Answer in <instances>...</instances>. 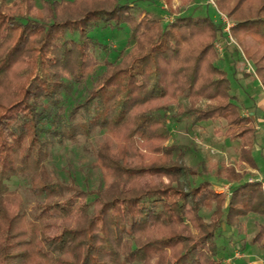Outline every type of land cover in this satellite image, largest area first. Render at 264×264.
I'll use <instances>...</instances> for the list:
<instances>
[{"label": "trees", "instance_id": "obj_1", "mask_svg": "<svg viewBox=\"0 0 264 264\" xmlns=\"http://www.w3.org/2000/svg\"><path fill=\"white\" fill-rule=\"evenodd\" d=\"M215 3L227 15L243 5L254 9L230 33L252 42L243 57L264 91V0ZM45 7L43 15L33 0H0V264H217L223 233L249 215L264 217L260 184L240 182L230 168L228 197L207 181L186 187L182 178L194 172L167 144L166 118L186 100L171 114L175 121L186 113L194 124L220 123L239 143L240 161L264 168V139L242 115L257 99L239 103L216 66L213 43L222 25L205 15L178 16L167 26L155 17L137 20L120 0H53ZM97 26H126L129 48L68 107L70 83H81L94 65L85 39ZM96 129L104 137L92 151L95 187L48 174L50 147ZM250 241L264 248V229Z\"/></svg>", "mask_w": 264, "mask_h": 264}, {"label": "rangeland", "instance_id": "obj_2", "mask_svg": "<svg viewBox=\"0 0 264 264\" xmlns=\"http://www.w3.org/2000/svg\"><path fill=\"white\" fill-rule=\"evenodd\" d=\"M13 1L15 0H4V4L11 6ZM48 1L53 0H33V7L45 15L47 13L45 3ZM120 2L130 4L132 13L137 20L155 17L163 26L172 23L178 16L197 17L204 15L220 24L219 14H222L233 27L236 21L254 15V9L248 5H243L236 13L227 15L225 11L217 9L215 0H191L187 3H183L182 0H171L170 5L164 0H120ZM4 22L5 19L0 20V39L3 35L2 24ZM222 29L223 26L220 31L223 40ZM129 37L130 33L126 26L114 31H110L109 27L106 26H97L90 31L88 38L85 39L86 51L93 57L94 65L81 83H70L71 87L66 96V106L72 107L84 100L92 86L93 79L104 71L108 63L116 61L121 54L128 50ZM230 37L232 43L229 47L232 51L225 53L223 58L218 59L216 66L228 75L230 92L240 99L239 103L242 101L247 106L252 101L251 98H254L261 106H264V91L261 90L256 79H251L255 78V74L244 72L246 62L254 71L251 62L243 57L244 48L250 46L252 42L244 40L239 43L231 33ZM216 42L217 40L214 41L213 46ZM235 78L239 81H236ZM204 102L202 101L201 105ZM186 104V100L181 99L179 106H174L167 112L166 118V125L169 129L167 144L173 145L176 149L175 152L182 153L181 164L194 172V174L187 172L186 181H184L185 178H182L186 187H194L201 181H207L213 192L228 197V188L231 183L226 180L225 176L230 168L234 170L235 174L241 176L240 182H256V179L259 178L264 181L262 172L258 175L248 168V165L240 161L239 143L229 141L226 138L220 123L194 124L192 119L186 116V113L181 116L179 121H175V117H171L177 108L184 110ZM259 116L264 119V111H259ZM103 137L104 132L96 129L88 137L79 135L73 141L50 147L49 159L45 165L48 174L58 182L67 181L68 177H73L82 189L95 187L100 180L98 178L99 172L93 164L92 151L101 143ZM18 192L23 196L26 195L24 189L18 190ZM81 202L82 200H77V203ZM203 215L207 219L208 215H206L205 210H203ZM260 228L264 229V217L249 215L241 219V225L237 229L225 231L223 238L218 239L219 243H225V251L219 253L217 264H264V248L257 243L252 244L250 241ZM56 232L57 229L52 228L48 235L52 236Z\"/></svg>", "mask_w": 264, "mask_h": 264}, {"label": "built area", "instance_id": "obj_3", "mask_svg": "<svg viewBox=\"0 0 264 264\" xmlns=\"http://www.w3.org/2000/svg\"><path fill=\"white\" fill-rule=\"evenodd\" d=\"M220 16V24L223 26V35L224 39H218L217 42L215 43V49L217 51L218 57L221 59L225 55V49L232 43V39L230 37V28L232 27V24L229 22L228 19H226L222 14H219ZM244 72L247 74L254 73L252 67L250 66L249 63L246 62V66L244 68ZM256 182L260 183V189H261V194L264 199V181H262L260 178L256 179Z\"/></svg>", "mask_w": 264, "mask_h": 264}, {"label": "crops", "instance_id": "obj_4", "mask_svg": "<svg viewBox=\"0 0 264 264\" xmlns=\"http://www.w3.org/2000/svg\"><path fill=\"white\" fill-rule=\"evenodd\" d=\"M263 107L264 106H261L259 104V102H256L255 109H253V110H243L242 111V115L248 116L249 118H251L255 122L256 129H257V131L259 133V137L262 138V139H264V124H263L264 123V119L260 118L259 111H264ZM260 141H261V139H260ZM257 144H259V140L257 141ZM248 168H250V167L248 166ZM250 169L255 171L258 175H260V172H262L264 174V168H261L260 171H257V169H253V168H250ZM262 177L264 179V175Z\"/></svg>", "mask_w": 264, "mask_h": 264}]
</instances>
